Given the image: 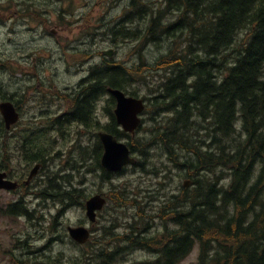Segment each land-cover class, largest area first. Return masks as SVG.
I'll return each instance as SVG.
<instances>
[{
	"label": "trees",
	"instance_id": "1",
	"mask_svg": "<svg viewBox=\"0 0 264 264\" xmlns=\"http://www.w3.org/2000/svg\"><path fill=\"white\" fill-rule=\"evenodd\" d=\"M149 6L150 9H144L140 0H132L129 17L124 20L125 23L128 19L148 16L150 21L146 31L137 29L134 32L120 27L114 30L115 34L127 38L135 36L143 45L159 41L169 33V49L174 52L168 49L152 69L104 56L107 67L93 71L92 78L99 80L98 93L93 96L103 97L108 86L138 95L128 88L138 82L146 83L152 76L149 74L158 73L161 78L155 89L157 94L145 97L178 98L181 107H164L181 112L183 116L174 114L163 126L173 125L176 117L184 127L192 126L189 123L190 107L195 102L192 109L202 111L204 118L212 112L213 118H210L215 127L211 129L230 137L228 147L204 153L195 149L197 158L194 161L180 162L181 166L196 168L199 172L221 167V173L216 182L211 180L205 194L201 193L204 198L191 200V208L185 210L189 197L183 195L166 204V207L176 208L169 214L174 215L172 222L177 226L170 229L165 225V232L160 237L164 242L158 249L166 259L153 264L181 261L195 246L199 247L197 264H264V0H161L158 8ZM170 13L175 17L169 18ZM165 17H168V23ZM241 34L242 45H237ZM183 38L185 45L178 43ZM198 45L201 51L193 61L190 57L200 50ZM228 49L230 52L224 54L223 51ZM219 68L223 70L220 79L215 73ZM4 85L0 83L2 88ZM7 96L2 89L0 99ZM83 102L87 105L89 98H84ZM111 131L119 138L129 135L117 127ZM240 131L245 135L239 141L231 136ZM172 141L167 140V144ZM142 142L140 140L139 145ZM135 144L131 139L132 151L136 150ZM137 165H141L140 160ZM100 167L102 180L110 179L111 174ZM226 177L230 178L228 185L219 186ZM73 192H69L70 198ZM110 198L120 207L141 206L125 188L118 187ZM180 206L184 207L181 211L177 209ZM118 219L114 226L121 224ZM139 220L122 224L127 226L128 234H118L117 238L131 240L134 248H147L141 240Z\"/></svg>",
	"mask_w": 264,
	"mask_h": 264
},
{
	"label": "rangeland",
	"instance_id": "2",
	"mask_svg": "<svg viewBox=\"0 0 264 264\" xmlns=\"http://www.w3.org/2000/svg\"><path fill=\"white\" fill-rule=\"evenodd\" d=\"M160 1L146 0L143 2V0H140V3L143 7L150 9L149 4L153 8H158L157 5H160ZM131 2L132 0H40L35 6H26V4L19 6L17 3L9 6L7 0H0V83L5 84L3 88L0 86V91L3 89L4 93L11 96L21 95L26 98H37L38 101L43 102L46 100L51 102L53 99L55 104V100H59V98H55V95L64 93L65 95H75L79 91L87 93L89 91L87 87H84L87 80L95 69H99L105 63L102 54L104 50L110 48L114 49V59L123 60L130 65H145L147 69L155 67L158 59L166 54V51L170 48L168 42L170 39L162 38L159 41L146 42L142 45L135 36L127 38L116 35V32H114V30H119L120 27H126L131 31L137 29L146 31L145 29L150 21L148 16L136 17L134 20L128 19V22L124 23L125 17H129ZM34 8L37 10V15L32 13V17L28 11H33ZM19 9L27 14L18 15L17 10ZM168 16L169 18L175 17L172 13ZM54 29L58 30L60 37L54 35L52 32ZM81 34L89 37L96 36L101 49V60L97 57L96 61L99 63L94 62L88 72L80 64V61L83 60L81 59L82 55L87 57L88 54L84 52L85 49L82 45L78 46L76 43ZM242 36L241 34L238 37L237 44L242 42ZM184 41L185 39H181L178 43L185 45ZM89 46L92 47V43ZM97 47L98 45L88 55V58L95 56ZM222 71L220 68L215 71L218 79H220ZM149 75L152 76L148 77L146 83L138 82L128 89L135 90L140 97L154 96L161 76L158 73ZM84 77H87V79L82 81L77 92L75 94L69 93V90H73L75 86H78ZM108 97L110 96H106V98ZM177 99L152 98L153 106L149 108L148 101V113L145 111L143 115L144 121L140 130L135 134L130 133L122 139L128 145L131 139L132 142L134 140L136 150L132 151L129 145L131 154L138 156L141 165H137V162L135 166H128L125 171L112 174L111 179L105 180L98 176H88V173L84 170L87 177L90 178L85 187L87 193L88 191H93L94 194L104 192L110 198L112 191H117L118 187L125 188L131 192L132 197L136 198L137 204L141 205L120 207L110 198L108 204L98 214L96 222L101 234L100 237L107 240L117 239V246L124 245L118 242L117 235L126 236L128 234L127 226L122 225L125 222L131 223L136 218H140L139 225L142 226L143 232H147L146 235L143 234L144 237L141 240H144L148 249L142 247L143 249H137L136 251H117L118 263L135 264L140 260H150L155 255L154 253H161L158 247L164 241L162 242L160 238H157V235L162 234L163 225L167 224L171 229L177 226L176 223L172 222L174 215L169 214L176 208L173 206L166 207V204L174 200L175 197L183 195L189 197L185 203V210L191 208V200L199 197L204 198L201 193L205 194L211 180L215 182L217 176L221 173V167L214 171L201 169L199 172L196 168L180 165V162L194 161L197 158L195 149H199L202 153L206 151L216 152L217 147L210 146L207 133H204L207 129L215 127L212 123L213 119H211L213 118L212 112L209 117L204 118L201 115L202 111H197L195 107V109H192L194 104H191L190 107L189 123L192 126L189 129L179 123L177 117L170 127L163 126L167 119L172 118L174 114L178 116L181 113L164 107L165 105L181 107L180 100ZM58 103H61V100ZM55 107L53 106V109ZM72 120L75 119L69 117L64 123L69 125L68 122ZM58 133L55 131L52 134L54 139L53 152H60L59 157L63 161L68 160L70 171L68 181L70 188H72L79 184L78 169L81 167L80 160L84 163L82 167H88L87 156L82 160L83 148L74 145L79 142L81 136L76 125L67 127L64 136ZM140 140H143V142L139 145ZM167 140L173 141L167 144ZM62 160H58L54 164L55 169L59 166V163H62ZM71 163L74 164L71 165ZM186 180H190L189 185L185 184ZM229 180L230 178L227 179L226 177V179L220 181L219 186L223 184L226 187ZM58 191L63 201H68L69 205L75 201L78 206L69 210L68 218L72 222L83 218L84 212L81 210L83 199L78 196V193H72V198H70L68 195L70 191L65 188L59 187ZM12 199L13 197H8V200ZM27 201L35 204L32 197H27ZM182 208L184 207L180 206L177 209L181 211ZM46 214L50 215L51 213L47 210ZM147 215L152 217L150 218ZM117 219L121 222L118 227H116L117 225L114 226ZM147 221L151 223L148 231L145 223ZM21 223H26V228H29L32 224L29 220L25 221V219ZM14 227L18 228V226H13L10 217L0 216V243L3 244L0 248V264L10 263L9 257L6 256H10L9 250L13 251L11 244L15 240V236H12V234L17 232ZM149 238H153V240ZM119 239L125 238L121 237ZM38 245H41V243ZM4 248L6 256L1 253ZM63 248L66 250L68 264H74L75 259L82 254V251H77V247L68 243V241L63 244ZM57 249H62V246L59 245ZM198 253L199 247L195 246L191 253L179 264H197Z\"/></svg>",
	"mask_w": 264,
	"mask_h": 264
},
{
	"label": "flooded vegetation",
	"instance_id": "3",
	"mask_svg": "<svg viewBox=\"0 0 264 264\" xmlns=\"http://www.w3.org/2000/svg\"><path fill=\"white\" fill-rule=\"evenodd\" d=\"M39 1L7 0L9 6L15 3L19 6L25 4L26 6H35ZM82 5L85 6L84 3ZM23 12L22 9L17 10L18 15L27 14ZM28 13L31 16L32 13L37 15V10L34 8ZM52 32L56 37H60L57 29ZM76 43L78 46L82 45L85 49L84 52L88 55L98 45L95 56L88 58V55L87 57L82 55L81 57L83 60L80 61V64L88 72L94 62L99 63L96 61L97 57L101 60L100 44L96 36L89 37L82 34ZM90 43H92V47L89 46ZM92 74L87 80L86 86L82 85L88 87L89 92L79 91L78 94H75L82 81L87 79L84 77L78 86L69 90V93L75 95H65V93L55 95V98H59V100H55L56 104L53 99L51 102L47 100L43 102L38 101L37 98H26L21 95L4 99V101H12L18 113L17 121L9 127L0 111V173L2 181H4L0 186V216L10 217L13 226H18V228L14 227L17 230L16 234H12L15 236V240L11 244L13 251L9 250L10 256L5 255V248L1 252L4 256L9 257V264H68L66 250L63 248V244L67 241L76 246L77 251H82V254L75 259L74 264H117V251H134L132 241L129 239H118V242L124 244L123 246H117L115 238L102 239L96 222L98 219L93 222L86 215V199L94 192L88 191L87 193L85 189L90 178L87 177L84 170L88 176L101 178L103 144L100 132H112L111 129L115 127L123 128L118 124L115 114L116 98H104L107 94L103 97L93 96L98 93L97 82L99 80L93 79ZM93 83L94 86H92ZM91 93L93 94L91 95ZM84 98H89L87 105L83 102ZM60 100L61 103H58ZM146 104L148 107L147 100ZM53 106H56L55 109ZM152 106L150 101L149 108ZM69 117L75 120L68 122L69 125H67L64 122ZM72 125H76L81 134L79 142L74 145L83 148L81 159L84 160L87 156L88 167H82L84 163L80 160L79 184L70 188L68 160L63 161L59 157L60 152H53L52 134L57 131L58 134L64 136L67 127ZM58 160H62V163H59L55 169L54 164ZM35 168H37L36 172H34ZM59 187L65 188L67 191H74L73 193H78V196L83 199V203H81V210L84 212L83 218L74 222L68 218L69 210L78 206L75 201L71 204L72 206L68 204V201H63L59 196ZM87 194L88 196H86ZM10 196L13 197L12 200H8ZM27 197H32L35 204L28 202ZM47 210L51 213L50 215L46 214ZM23 219L32 223L29 228L25 227L26 223H21ZM78 226H85L89 230V238L84 242H79L71 236L70 228ZM39 243L41 245H38ZM2 245L0 243V248ZM59 245L62 246V249H57ZM154 254L156 256L153 255L150 260H140L135 264L160 263L166 259L164 254ZM122 263L127 264V262ZM173 264H179V262L176 260Z\"/></svg>",
	"mask_w": 264,
	"mask_h": 264
},
{
	"label": "water",
	"instance_id": "4",
	"mask_svg": "<svg viewBox=\"0 0 264 264\" xmlns=\"http://www.w3.org/2000/svg\"><path fill=\"white\" fill-rule=\"evenodd\" d=\"M107 54L112 56L113 50L107 51ZM109 91L117 99V108L115 110L118 122L123 127L135 132L141 123L139 114L144 110L145 105L141 98L126 95V93L118 88H109ZM0 110L4 115L7 126H11L18 119V113L11 101H3L0 103ZM100 136L104 145V153L102 156V165L109 171H120L127 164H135L137 159L131 155L129 146L120 141L114 134L108 132H100ZM35 168L34 172H36ZM2 174L0 173V186ZM107 199L103 194H97L90 197L86 202L87 215L91 220L96 219L97 211L101 210L106 205ZM72 237L79 242H84L89 237V230L85 227H71Z\"/></svg>",
	"mask_w": 264,
	"mask_h": 264
},
{
	"label": "bare ground",
	"instance_id": "5",
	"mask_svg": "<svg viewBox=\"0 0 264 264\" xmlns=\"http://www.w3.org/2000/svg\"><path fill=\"white\" fill-rule=\"evenodd\" d=\"M148 3V2H147ZM158 3V2H157ZM222 4V3H221ZM224 4V3H223ZM146 6H148V5H146ZM157 7H158V5H157ZM144 9H148V8H145L144 7ZM216 9V8H215ZM226 10V9H225ZM150 12V11H149ZM225 12V11H224ZM157 13V12H156ZM226 13V12H225ZM162 16V15H161ZM167 18L168 17H165V22L166 23H168L167 22ZM145 20V19H144ZM166 25V24H165ZM156 28V27H155ZM167 29V28H166ZM145 30H147V29H145ZM183 30H184V28H183ZM188 30V29H187ZM221 30V29H220ZM157 31V30H156ZM163 32H164V29H163ZM246 33V32H245ZM177 36V35H176ZM245 36V35H244ZM31 37V36H30ZM181 37H182V35H181ZM230 37V36H229ZM130 38V37H129ZM164 38L165 39H170L169 38V33H165V35H164ZM161 39V38H160ZM184 39V38H183ZM182 39V40H183ZM256 40V39H255ZM225 41V40H224ZM241 41V40H240ZM254 41V40H253ZM184 42H186V39H185V41ZM157 43V42H156ZM218 44H219V42H218ZM221 44H223V43H221ZM241 44V43H240ZM160 45V44H159ZM192 45V44H191ZM228 45V44H227ZM238 45V44H237ZM242 45V44H241ZM219 46V45H218ZM198 47H199V49L200 50H198V52H194V53H192V55H191V59H193V61L197 58V54L201 51V48H200V46L198 45ZM238 47V46H237ZM191 48V47H190ZM195 48H196V46H195ZM232 49V48H231ZM196 50V49H195ZM169 51H171L170 49H169ZM234 51V50H233ZM239 51V50H238ZM172 52H174V50L173 51H171V53ZM230 51H229V49L228 50H225V51H223V53L224 54H227V53H229ZM174 54V53H173ZM177 54V53H176ZM168 55H169V53H168ZM171 55V54H170ZM172 56V55H171ZM179 56V55H178ZM161 57H164L163 55L161 56ZM188 57V56H187ZM168 58V57H167ZM163 63V62H162ZM107 63H104L102 66H101V68L103 67L104 68V66L105 67H107ZM96 70H98V69H96ZM96 74H97V71L95 72ZM164 73V72H163ZM195 103V102H194ZM194 103H192V104H194ZM157 117L159 118V115L157 114ZM201 120H203V119H201ZM192 121V120H191ZM205 122V121H204ZM200 126V125H199ZM188 129H189V127H188ZM189 132V131H188ZM190 133H192V132H190ZM204 133H207L206 135L208 136V138H209V142H210V146L211 147H217V148H220V147H228V145H229V141H230V137L229 136H227V135H225L223 132H221V131H217V130H214V129H211V128H209V129H207ZM258 133V132H257ZM131 134H135V132L134 133H131ZM189 134V133H188ZM188 134H187V136H188ZM199 134V133H198ZM197 134V135H198ZM202 134V133H201ZM262 134V133H261ZM243 135H245V133H241V131L240 132H234L233 134H231V136L234 138V139H236V140H238L241 136H243ZM248 135V134H247ZM192 136V135H191ZM202 136V135H201ZM186 137V136H185ZM197 137V136H196ZM262 137V136H261ZM244 139V138H243ZM257 139V138H256ZM196 140V139H195ZM255 140V139H254ZM187 141V140H186ZM199 141V140H198ZM239 141V140H238ZM124 142V141H123ZM191 142H192V140H191ZM194 142V141H193ZM126 143V142H125ZM188 143V142H187ZM190 143V142H189ZM208 143V142H207ZM245 143V142H244ZM257 143V142H256ZM127 144V143H126ZM128 145V144H127ZM206 145V144H205ZM251 145V144H250ZM129 146V145H128ZM194 146V145H193ZM243 146H244V144H243ZM253 146H254V144H253ZM252 146V147H253ZM213 147V148H214ZM190 148H191V146H190ZM189 148V149H190ZM194 148V147H193ZM212 148V149H213ZM256 148V147H255ZM129 149H130V151H131V148H130V146H129ZM251 149V148H250ZM253 150V149H252ZM249 151V150H248ZM193 152V151H192ZM229 152V151H228ZM250 152V151H249ZM249 152H247V153H249ZM254 152H255V149H254ZM201 153V152H200ZM199 153V154H200ZM250 154V153H249ZM132 155V154H131ZM232 155V154H231ZM196 156V155H195ZM237 156V155H236ZM239 156V155H238ZM258 156H260V155H258ZM226 157V156H225ZM228 157V156H227ZM210 158V157H209ZM215 158V157H214ZM213 158V159H214ZM261 158V157H260ZM236 159H237V157H236ZM203 160V159H202ZM205 160H206V158H205ZM234 160V159H233ZM218 161V160H217ZM230 161V160H229ZM235 161V160H234ZM247 161V160H246ZM137 162H138V160H137ZM212 162V161H211ZM203 163V162H202ZM262 163V162H261ZM212 164V163H211ZM222 164V163H221ZM253 164V163H252ZM199 165H200V163H199ZM247 165V164H246ZM262 166V165H261ZM264 166V165H263ZM214 167V166H213ZM212 167V168H213ZM245 167V166H244ZM226 169V168H225ZM208 171V170H207ZM219 172H220V170H219ZM217 174H219V173H217ZM227 175V174H226ZM202 176V175H201ZM208 179V178H207ZM204 181V180H203ZM205 182H207V181H205ZM209 182V181H208ZM216 182V181H215ZM189 183H190V180H186L185 181V184L186 185H189ZM221 186V185H220ZM248 188H250V187H248ZM243 190V189H242ZM249 190V189H248ZM247 190V191H248ZM246 191V192H247Z\"/></svg>",
	"mask_w": 264,
	"mask_h": 264
}]
</instances>
